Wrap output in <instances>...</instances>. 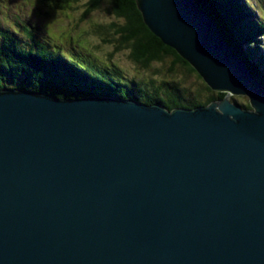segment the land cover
<instances>
[{"label":"water","instance_id":"95a60500","mask_svg":"<svg viewBox=\"0 0 264 264\" xmlns=\"http://www.w3.org/2000/svg\"><path fill=\"white\" fill-rule=\"evenodd\" d=\"M137 3L253 110L0 90V264H264V87L194 0Z\"/></svg>","mask_w":264,"mask_h":264},{"label":"trees","instance_id":"16d2710c","mask_svg":"<svg viewBox=\"0 0 264 264\" xmlns=\"http://www.w3.org/2000/svg\"><path fill=\"white\" fill-rule=\"evenodd\" d=\"M55 1L64 5L73 2ZM105 1L111 3L113 14L122 21V25H112L116 27L121 46L125 44L132 49L130 56L135 63L143 68L168 63L165 71L170 74L179 71L185 78L199 77L200 85L190 90L182 85L184 81L157 84L152 79L148 82L129 80L110 66L81 65L77 59L64 55L60 48L54 50L55 47L47 40L32 39V33L31 42L25 43L29 47L21 43L16 33H8L9 42L0 43V90L20 87L58 98L109 95L138 100L147 105L160 104L170 111L205 107L225 98V92L214 93L188 61L151 31L137 0H89V11L97 9ZM194 1L212 20L222 39L252 78L264 87V0H255L258 5L250 0ZM258 50L262 52L257 54Z\"/></svg>","mask_w":264,"mask_h":264},{"label":"rangeland","instance_id":"374dc122","mask_svg":"<svg viewBox=\"0 0 264 264\" xmlns=\"http://www.w3.org/2000/svg\"><path fill=\"white\" fill-rule=\"evenodd\" d=\"M72 1L64 5L55 0H0V43L9 42L8 33H16L27 47L25 43L31 42V38L44 39L54 50L60 48L64 55L77 59L81 65L110 66L129 80L148 82L152 79L157 84L184 81L182 85L190 90L200 85L199 77L185 78L179 71L175 74L165 71L168 63H156L151 68L135 63L130 56L132 49L125 44L121 46L116 27L112 25H122V21L113 14L110 2H102L100 7L89 11V0ZM250 1L255 3V0ZM229 93L231 102L253 110L246 95Z\"/></svg>","mask_w":264,"mask_h":264},{"label":"clouds","instance_id":"9594fccd","mask_svg":"<svg viewBox=\"0 0 264 264\" xmlns=\"http://www.w3.org/2000/svg\"><path fill=\"white\" fill-rule=\"evenodd\" d=\"M203 81H205V80H203ZM8 88V87H7ZM15 88V87H14ZM227 93V92H226ZM88 96H90V95H88ZM248 97V96H247ZM69 98H76V97H69ZM249 98V97H248ZM223 100V99H222ZM222 100H220V101H222ZM250 100V99H249ZM214 102H217V101H214ZM209 106V105H208ZM243 107V106H242ZM197 108V107H196ZM243 108H246V107H243ZM248 109V108H247Z\"/></svg>","mask_w":264,"mask_h":264},{"label":"bare ground","instance_id":"6f19581e","mask_svg":"<svg viewBox=\"0 0 264 264\" xmlns=\"http://www.w3.org/2000/svg\"><path fill=\"white\" fill-rule=\"evenodd\" d=\"M245 63V62H244ZM31 92V91H30Z\"/></svg>","mask_w":264,"mask_h":264}]
</instances>
